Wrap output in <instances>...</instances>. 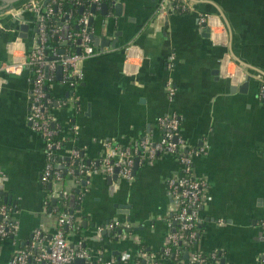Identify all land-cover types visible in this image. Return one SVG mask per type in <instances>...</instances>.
Wrapping results in <instances>:
<instances>
[{
	"label": "crops",
	"instance_id": "crops-1",
	"mask_svg": "<svg viewBox=\"0 0 264 264\" xmlns=\"http://www.w3.org/2000/svg\"><path fill=\"white\" fill-rule=\"evenodd\" d=\"M118 1L123 3L121 10L115 8L114 0L107 3L106 14L100 6L91 10L99 52L81 62L84 75L76 88L57 72L48 88L49 110L65 137L66 146L59 153L68 160V149L77 146L83 149L88 165L99 166L104 141L127 144L146 133L157 137L161 132L158 118L175 111L185 138L195 146L204 139L210 144L209 153L195 161L197 173L209 182L196 248L205 253L219 249L231 264H264L261 83L253 76L246 91L234 89L239 84L219 68L224 54L234 51L264 70V0H193L192 10L170 11L164 16L158 14L161 0ZM32 2L43 4L46 0H0L1 7L21 5L18 23L30 27L26 38L19 37L18 30L12 28V16L16 17L18 10L5 14L11 28L0 29V61L20 58L34 47L35 14L23 10ZM210 2L226 13L234 32L232 40ZM93 3L90 0V5ZM204 13H214L221 23L211 37L205 35L207 26L199 24ZM171 53L176 56L172 71L168 67ZM229 68L233 71L237 64L230 63ZM170 74L176 86L173 100L166 90ZM31 89L29 70L21 74L0 71V197L13 209L18 225L15 238L0 242V264L7 262L17 247L26 245L36 228L42 226L48 236L55 230L56 215L48 210L56 209L47 205L45 210L44 201L60 188L72 190L71 203L74 190L82 196V203L72 209L80 220L81 236L70 231L67 236L71 241L83 240L92 253L103 254L116 264L135 259L143 252L138 249L141 244L150 254H162L171 213L167 179L179 170V163L171 155L138 162L133 181L122 178L120 184L116 180L109 183L102 172L88 177L80 173L77 179L66 175L60 182L43 183L45 144L28 121ZM67 98L77 99L59 105ZM54 198L53 203L59 202L57 197L51 200ZM116 204L129 205L128 213L126 207ZM112 218L129 224L122 229L126 232L119 235L120 229L107 230L110 233L97 237L96 227ZM186 253L182 259H187ZM142 264L147 263L143 260ZM158 264L183 263L171 258Z\"/></svg>",
	"mask_w": 264,
	"mask_h": 264
},
{
	"label": "built area",
	"instance_id": "built-area-1",
	"mask_svg": "<svg viewBox=\"0 0 264 264\" xmlns=\"http://www.w3.org/2000/svg\"><path fill=\"white\" fill-rule=\"evenodd\" d=\"M100 6L103 0H92ZM56 3L59 10L58 23L51 26L46 19L52 13L51 4ZM61 0H52L45 8L38 2L28 4L23 10L34 12L35 32L33 36L34 47L20 58H13L0 66V71L8 74H21L24 70L31 73L32 89L30 93V105L28 121L33 131L38 133L44 140L46 165L42 174L43 183L52 180L60 182L63 180L65 165L64 155L59 153L64 149L65 137L60 133V126L55 122V117L49 110L51 104L48 97V88L51 85L57 67H63V81L74 90L83 78L81 62L98 54L99 49L93 42V28L89 25L90 12H85L78 20V30H71V12L62 11ZM192 6L186 0H161L158 6V14L164 16L170 11L188 12ZM211 28L213 34L216 25H221L216 16L204 13L200 15L199 24ZM64 27L68 28L67 35H64ZM54 38L57 40L54 41ZM77 48L80 52L77 53ZM14 51V48H13ZM176 56L171 53L168 60L169 70L175 66ZM234 63L228 52L219 60L220 72L228 76L236 84L242 83L247 74L239 67L230 70L229 64ZM49 74H46V68ZM259 81L261 78L257 77ZM166 90L170 100L174 99L176 86L170 74L166 82ZM259 95L264 99V82L261 81ZM77 99V98H75ZM74 98H67L59 102L65 105ZM68 100V101H67ZM161 130L160 135L155 137L152 133H146L137 141L127 144H119L113 140L103 142V154L100 158V165L89 167L84 163L76 165L77 160L83 154V149L72 146L68 149V160L71 165L67 167V174L77 179L78 174H91L106 171L113 174L115 168H119V176L127 181H133L136 159L138 162H153L163 155H171L179 163V170L167 179V191L171 200V213L167 217L169 229L167 245L162 254H150L141 252L140 256L147 264H158L160 260L173 258L183 264H222L223 256L219 249L209 253L196 248L200 236L199 225L203 219V210L209 198V182L206 177L201 176L195 169V161L198 157L208 154L210 144L204 139L200 146H195L183 135L180 127L179 115L174 111L167 112L157 120ZM77 131V126L73 127ZM59 156V159H56ZM72 190L60 188L49 194L45 199V210L52 197L67 199ZM13 209L0 197V242L18 235V225L12 215ZM48 214L56 215L57 224L51 237L44 232L42 226L36 228L29 242L17 247L9 260L3 264H75L77 258H84L86 264H116L113 260H106L103 254H94L88 249L83 240L71 241L67 234L76 233L80 229V220L74 211H52ZM222 224L223 221L218 222ZM129 227V224L120 220L108 221L98 225L95 235L102 237L107 230H118ZM181 248L188 253L187 259L181 258ZM138 256L131 261H124L120 264H141ZM224 264H231L225 261Z\"/></svg>",
	"mask_w": 264,
	"mask_h": 264
},
{
	"label": "water",
	"instance_id": "water-1",
	"mask_svg": "<svg viewBox=\"0 0 264 264\" xmlns=\"http://www.w3.org/2000/svg\"><path fill=\"white\" fill-rule=\"evenodd\" d=\"M49 1H51V0H46V2H44L42 4L43 5V8H45V6L48 4ZM186 1L191 6H192L193 3H195V1H193V0H186ZM114 2H115V8H117L118 10H121V8L123 7V3L121 1H118V0H114ZM210 3H212L214 5V7L216 8V13L215 14L212 13V14H214V15H216V16L219 17L221 23L224 25V27L226 29V32L229 34L230 39L232 40V37L234 35V32H233V30L231 28L230 21H229L227 15H226V13L222 10L221 7H219L215 3H213V2H210ZM96 8H98L97 4L96 3H93L91 5V10L94 12ZM100 8L102 9V12L104 14H106L108 12V4H107V2L101 3ZM12 9L18 10L17 16L16 17L12 16V28H13V30H18V36L19 37L26 38L27 37V33H28L30 27L27 24H20V23H18V20H17V18H19L20 17V14L22 13L21 5L20 6L10 7V8L9 7H1L0 6V29H8V28H11L9 26V24H7V20L5 19V14L7 12H9L10 10H12ZM93 22H94V16L91 15L89 17V25L90 26L93 25ZM204 25L207 26V23H204ZM63 33H64V35H67V33H68V28L67 27H64ZM205 35L206 36H209V37L212 36L211 28L209 26H207L206 29H205ZM92 38H93L94 43L97 45L98 42H99V38H96L93 35H92ZM13 41H15V38H14ZM11 42L12 41H10L8 43V45H10ZM79 52H80V48H77V53H79ZM230 56H231V59L237 64V66H239L242 70H245V71L248 72L247 73V76H246V79L242 83H240L239 85H235L234 86V89H239L240 91H246L247 88H248V86H249V84H250L251 79L253 78V76L261 78V81L264 82V70L262 68H259L258 66H255V65L250 64L249 62L245 61L243 58H241L239 55H237L234 51L232 53H230ZM3 62H7V60H5V59L1 60L0 61V65ZM46 74L47 75L49 74V68L48 67L46 68ZM57 74H58V77L59 78L62 76V74H63V67H62V65H59L57 67ZM261 81H260V83H261ZM137 168H138V159H136L134 171H136ZM76 173L78 174V170H77ZM102 173H103V175L106 176L108 182L111 183V184H112V182L114 180H116L119 184L122 181V178L118 174L119 173V168L118 167L115 168V171H114L113 174H109L106 171H103ZM85 183H86V180H83V184H85ZM111 190H112V188H111ZM2 193H3V191L0 192V194H2ZM74 196L75 195H72V198H74ZM4 200L5 201H8V198L6 196H4ZM55 201H56V198L53 199V202H55ZM116 206L117 207H120V208L126 207L127 209L124 208L125 209L124 211L126 213H128V211H129L128 208H130L129 205H126L125 206L124 204H116ZM117 219L118 218H112V220H117ZM85 223H86V220L84 221V224ZM124 232H126V231L125 230H122V229L118 230V234L119 235H122ZM108 233H110V231H106L104 234H108ZM49 237H51V234H50ZM187 256H188V253H186V257ZM118 260L120 261L121 260V257H119ZM225 261H226L225 258H223L222 259V264H224ZM75 264H86L85 263V259L84 258H77L75 260Z\"/></svg>",
	"mask_w": 264,
	"mask_h": 264
},
{
	"label": "trees",
	"instance_id": "trees-1",
	"mask_svg": "<svg viewBox=\"0 0 264 264\" xmlns=\"http://www.w3.org/2000/svg\"><path fill=\"white\" fill-rule=\"evenodd\" d=\"M105 2L107 3H111L112 0H104ZM62 2V11L63 12H71L72 13V17L69 19L70 21V29L71 30H75L77 29L78 30V20L84 15V13L87 11V12H90L91 13V5H90V0H61ZM51 7H52V13L50 14L49 18L46 19L47 23L51 26H54L58 23L59 19L61 18H64V17H61L59 16V10L57 8V4L56 3H52L51 4ZM83 8V10H82ZM74 9V10H73ZM61 17V18H60ZM93 28V33L94 31L96 30V25H93L91 26ZM94 35V34H93ZM54 41L57 42V40L54 38ZM50 106V105H49ZM64 146H66V143H64ZM59 156H57L56 159H59L58 158ZM71 161L70 160H66V165L65 167L63 168V171H64V177H66V175H68L67 173V167H69ZM80 163H84L86 164L87 166L89 167H94V166H90L88 165V161H87V158L85 157L84 155V152L83 154L81 155V157L79 158V160H77L76 162V165H79ZM80 175V174H79ZM82 176H84L85 174H81ZM63 177V178H64ZM77 190H74V194H75V199H74V202L71 203V200H70V196L65 199V202L66 204L64 205L63 204V201L64 199H61L59 200V202L57 203H53L52 200H49V205H50V208H55L56 211L58 210L59 212L60 211H72V209L74 208H78V206L82 203V196H80L79 193H76ZM61 201V202H60ZM199 228H200V225H199ZM113 232H117L116 231H113ZM76 235H78L79 237L81 236V233H80V230H78L76 232ZM138 249H140V251H143V252H147V248L141 244L138 246ZM184 248L182 249L181 248V253L184 255ZM138 259L141 260V264L143 262V260L138 257ZM123 261H128V260H123Z\"/></svg>",
	"mask_w": 264,
	"mask_h": 264
},
{
	"label": "bare ground",
	"instance_id": "bare-ground-1",
	"mask_svg": "<svg viewBox=\"0 0 264 264\" xmlns=\"http://www.w3.org/2000/svg\"><path fill=\"white\" fill-rule=\"evenodd\" d=\"M74 10V9H73ZM215 41V40H214ZM9 47H10V45H9ZM12 48V47H11ZM100 48V47H99ZM209 153V152H208ZM61 202V201H60ZM136 252V251H135Z\"/></svg>",
	"mask_w": 264,
	"mask_h": 264
}]
</instances>
